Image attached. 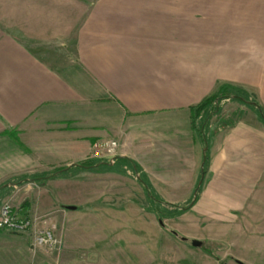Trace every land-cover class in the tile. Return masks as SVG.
<instances>
[{
    "label": "crops",
    "instance_id": "0c3cea01",
    "mask_svg": "<svg viewBox=\"0 0 264 264\" xmlns=\"http://www.w3.org/2000/svg\"><path fill=\"white\" fill-rule=\"evenodd\" d=\"M173 18L159 11H92L76 31L74 52H61L64 58L53 63L14 39L0 43V183L69 168L41 185L22 180L7 187L38 189L31 210L48 214L78 209L64 194L78 172L141 173L156 195L192 198L203 171L192 206L218 209L224 196L231 199L220 209L260 203L254 197L264 196V131L235 122L221 127H229L221 137V129L196 126L193 108L214 85L176 82ZM198 24L205 30V18ZM103 139L119 143L113 164L76 167L95 161L91 147ZM15 210L29 217L27 202Z\"/></svg>",
    "mask_w": 264,
    "mask_h": 264
},
{
    "label": "rangeland",
    "instance_id": "374dc122",
    "mask_svg": "<svg viewBox=\"0 0 264 264\" xmlns=\"http://www.w3.org/2000/svg\"><path fill=\"white\" fill-rule=\"evenodd\" d=\"M120 10L174 17L176 82L214 85L207 97L224 85L240 88L264 112V0H0V43L14 39L53 63L64 58L61 52H74L76 31L90 12ZM200 18L207 22L205 30L199 27ZM247 46L250 49H244ZM217 108L206 128L221 129V137L229 129L221 127L235 122L264 131L255 109L247 104L228 97ZM209 110L193 115L198 128ZM106 140L110 139L98 141ZM119 147L118 143L117 155ZM93 150L92 145V160ZM112 172H78L69 181L73 186L64 194L77 206L75 211L55 208L39 213L31 210L39 202L38 189H2L0 207L9 203L19 210L27 202V215L44 217L61 246L46 253L32 247L28 232L2 231L0 264H264V196H255L260 203L241 210H232L234 204L220 209L231 199L224 196L218 209L204 203L175 214V206L188 205L191 196L160 194L166 204L158 206L133 173ZM193 239L201 246H191Z\"/></svg>",
    "mask_w": 264,
    "mask_h": 264
},
{
    "label": "built area",
    "instance_id": "2783aa9c",
    "mask_svg": "<svg viewBox=\"0 0 264 264\" xmlns=\"http://www.w3.org/2000/svg\"><path fill=\"white\" fill-rule=\"evenodd\" d=\"M118 143L115 140L97 141L93 144V157L98 161H109L116 158ZM44 217L19 216L16 210L9 203L0 207V232H28L32 238V247L51 253L57 251L60 240L55 235L53 227L46 226Z\"/></svg>",
    "mask_w": 264,
    "mask_h": 264
},
{
    "label": "trees",
    "instance_id": "16d2710c",
    "mask_svg": "<svg viewBox=\"0 0 264 264\" xmlns=\"http://www.w3.org/2000/svg\"><path fill=\"white\" fill-rule=\"evenodd\" d=\"M228 97H232V99H234L240 103L247 104L250 107L254 108L256 113L258 114L260 120L264 124V112H263L262 108L260 107V105L257 102L252 100L251 102H254L256 105H258V108H256L254 105L248 103L250 99H249V97H247L246 92L244 90L237 88V87H228L227 85L220 87L219 89H217V91L214 94H212L211 96H208L207 98L202 100V102H200L197 106H195L193 108V115L194 116L198 115L205 108H210V110L207 111V115H206L205 119L210 118L212 113H218L217 104L219 103V101L223 98H228ZM214 100H217V102H215ZM207 122H208V120L207 121L203 120V124L201 125V127H199V129L203 130ZM198 132L201 134V132L199 130H198ZM121 161H123L124 164H128L126 159H121ZM100 162L101 161L82 162V163H78L76 165V167L82 168V169H97V168L106 166V164H100ZM206 165H207V158L205 161V167H206ZM128 167H130L129 164H128ZM205 167H204V170H205ZM68 169L67 168H56L47 174L33 175V176H29V177L19 178V181L27 180V181H32L36 184H42L43 182H45L47 180L55 179V178L59 177V175L61 173H63L64 171H67ZM137 179H138V182L143 186L149 200L155 202L158 206H160L162 204H166L164 201L160 200V198L155 193H153L149 183L147 182V180L143 174L140 173V175ZM19 181H17V182H19ZM6 188L0 187V191L2 189H6ZM196 200H197V197H196L195 201L193 202V204L196 202ZM192 205H190V202H189L188 205L183 206V207L175 206V208H174L175 212L174 213L175 214L184 213Z\"/></svg>",
    "mask_w": 264,
    "mask_h": 264
},
{
    "label": "water",
    "instance_id": "95a60500",
    "mask_svg": "<svg viewBox=\"0 0 264 264\" xmlns=\"http://www.w3.org/2000/svg\"><path fill=\"white\" fill-rule=\"evenodd\" d=\"M248 103H250V104L254 105L256 108H258V105H256L254 102H248ZM115 159H116V158H111V159H110L109 161H107V162H104V161L100 162V164H106V165H109V166H110V165L113 164V162H114ZM76 165H77V164H76ZM96 166H97V165H96ZM202 167H203V163H202V165H201V168H202ZM138 177H139V174L136 173V178H138ZM203 177H204V172L202 171L201 174H200V178H199V181H198L197 187H196V189H195L194 192H193V195H192V198H191V201H190V205L193 204V202L195 201V199H196V197H197L198 188H199L200 184L202 183ZM16 184H17V183H15V182H14V183H13V182H9V183L3 184V185L1 186V188H5V187H8V186H15ZM67 208H68V209H75L74 206H67ZM160 223H161V222H160ZM181 240L186 241V238H185V237H182ZM190 244H191V246H193V247H200V246H201V242L198 241V240H195V239L191 240V241H190Z\"/></svg>",
    "mask_w": 264,
    "mask_h": 264
}]
</instances>
